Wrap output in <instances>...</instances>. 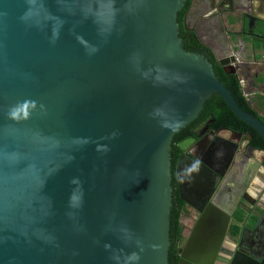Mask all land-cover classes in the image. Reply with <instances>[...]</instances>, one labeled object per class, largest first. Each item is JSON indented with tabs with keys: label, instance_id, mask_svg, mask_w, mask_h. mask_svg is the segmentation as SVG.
I'll list each match as a JSON object with an SVG mask.
<instances>
[{
	"label": "water",
	"instance_id": "95a60500",
	"mask_svg": "<svg viewBox=\"0 0 264 264\" xmlns=\"http://www.w3.org/2000/svg\"><path fill=\"white\" fill-rule=\"evenodd\" d=\"M183 4L0 0V264H169L173 135L218 93L264 142L183 47ZM203 224L177 264H212Z\"/></svg>",
	"mask_w": 264,
	"mask_h": 264
},
{
	"label": "flooded vegetation",
	"instance_id": "af4514ba",
	"mask_svg": "<svg viewBox=\"0 0 264 264\" xmlns=\"http://www.w3.org/2000/svg\"><path fill=\"white\" fill-rule=\"evenodd\" d=\"M176 20L182 43L191 36L213 69L233 76L243 96L238 105L264 123V0H184ZM241 122L198 121L178 145L172 188L182 206L178 259L208 216L203 225L213 234L225 224L212 264H264V149Z\"/></svg>",
	"mask_w": 264,
	"mask_h": 264
},
{
	"label": "trees",
	"instance_id": "16d2710c",
	"mask_svg": "<svg viewBox=\"0 0 264 264\" xmlns=\"http://www.w3.org/2000/svg\"><path fill=\"white\" fill-rule=\"evenodd\" d=\"M180 19V18H179ZM191 36L186 35L183 38V47L188 51L194 52H204L202 47H200L199 43L196 40L190 38ZM206 53V52H204ZM213 60V58H210ZM214 72L218 79L229 88L233 96L235 97L238 104L243 102V96L241 95L239 83L234 80V77H229L226 75L224 71L216 64L214 67ZM229 77V78H228ZM209 117H213L216 119L218 124H226V123H237L241 125V121L237 119L235 114L228 108L225 104L223 99L218 93L212 94L208 99L205 100L202 110L199 112L198 116L188 123L184 128L180 129L173 135L170 144V162H171V175L173 176V180L171 181L172 188L176 185L174 179V166L176 162L177 154L179 153V143L182 139L187 136H190L192 133V126L204 119ZM254 143L258 144L264 149V142L263 140L255 134ZM181 214H182V206L180 204V200L176 191L172 190V205L170 208V227H169V238H170V246L168 250V261L169 264H177L178 260V246L181 241V231H182V224H181Z\"/></svg>",
	"mask_w": 264,
	"mask_h": 264
},
{
	"label": "rangeland",
	"instance_id": "374dc122",
	"mask_svg": "<svg viewBox=\"0 0 264 264\" xmlns=\"http://www.w3.org/2000/svg\"><path fill=\"white\" fill-rule=\"evenodd\" d=\"M186 221H187L186 219H185V220H183V223H185V224H186Z\"/></svg>",
	"mask_w": 264,
	"mask_h": 264
}]
</instances>
